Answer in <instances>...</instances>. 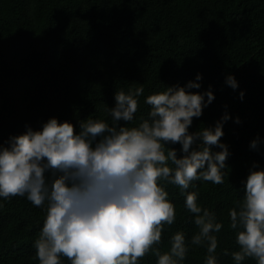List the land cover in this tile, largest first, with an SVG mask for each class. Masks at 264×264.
<instances>
[{"label": "trees", "instance_id": "trees-1", "mask_svg": "<svg viewBox=\"0 0 264 264\" xmlns=\"http://www.w3.org/2000/svg\"><path fill=\"white\" fill-rule=\"evenodd\" d=\"M228 75L235 89L226 83ZM189 81L200 87L186 91L214 95L192 119L190 133L214 128L228 115L220 138L228 149L227 175L220 185L196 180L186 190L159 181L176 218L156 247L168 251L171 237L182 232L188 253L180 264H206L207 244H191L198 229L185 207L186 195L195 192L202 209L222 224L214 233L217 264H236L231 253L239 246L229 212L243 198L249 171L264 170V0H0V144L27 127L41 129L51 117L76 131L86 119L112 125L115 93L142 86L138 110L125 125L138 126L148 119L147 96ZM166 147L182 155L179 143ZM0 205V264H38L34 241L46 203L37 207L15 196L0 197ZM156 259L149 252L138 264ZM61 264L71 262L61 257Z\"/></svg>", "mask_w": 264, "mask_h": 264}, {"label": "clouds", "instance_id": "clouds-1", "mask_svg": "<svg viewBox=\"0 0 264 264\" xmlns=\"http://www.w3.org/2000/svg\"><path fill=\"white\" fill-rule=\"evenodd\" d=\"M200 79L197 74L196 81ZM226 83L237 87L231 75ZM199 87L189 81L147 96L148 119L138 126L125 125L138 110L142 86L115 93V104L109 108L112 125L86 119L76 131L70 122L51 117L41 129L27 127L6 145L0 144V197L26 196L37 207L46 203L34 241L38 264H61V257L71 264H138L149 252L156 264H180L185 259L188 245L182 232L171 237L168 251L156 247L164 226L176 218L159 181L186 190L196 180L220 185L227 175L222 170L228 149L220 140L227 113L214 128L189 132L192 119L214 99L210 90L204 94L185 90ZM257 141L250 147L255 149ZM176 143L181 145L179 157L176 149L166 147ZM214 146L220 151H212ZM243 191L229 212V227L239 246L231 256L236 264L246 258L264 264V170H250ZM185 207L194 214L198 229L191 244L206 243V264H217L214 233L222 224L213 212L202 209L195 192L186 195ZM224 255H229L227 250Z\"/></svg>", "mask_w": 264, "mask_h": 264}]
</instances>
